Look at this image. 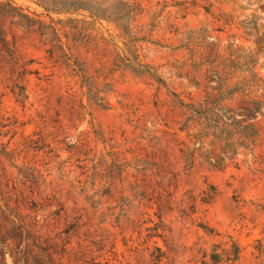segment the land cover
Instances as JSON below:
<instances>
[{
	"label": "rangeland",
	"instance_id": "374dc122",
	"mask_svg": "<svg viewBox=\"0 0 264 264\" xmlns=\"http://www.w3.org/2000/svg\"><path fill=\"white\" fill-rule=\"evenodd\" d=\"M0 264H264V0H0Z\"/></svg>",
	"mask_w": 264,
	"mask_h": 264
},
{
	"label": "trees",
	"instance_id": "16d2710c",
	"mask_svg": "<svg viewBox=\"0 0 264 264\" xmlns=\"http://www.w3.org/2000/svg\"><path fill=\"white\" fill-rule=\"evenodd\" d=\"M136 10V7L134 5H129V8L127 9L128 14H132ZM138 66H141L140 64H137ZM153 77L154 74L149 73ZM224 80H221L220 86L217 87V93L214 95L213 99H210L211 96H206V98L198 103V110L195 107V104L192 103H184L181 100H179V103L186 108L187 111L191 112L192 114H197L199 115L200 120L206 121V128L217 130L220 127L221 121L223 118L225 119H230L229 117L226 116V108L221 107V103L224 102L226 98V92L221 91V85L224 83ZM232 118V116H230ZM214 189V188H212ZM215 195V192H208L206 193V198L205 199H211L212 196ZM206 200V202H207ZM205 201V200H203ZM239 247L236 244H232V249L230 251V256L232 258H227V259H232L236 260L239 256Z\"/></svg>",
	"mask_w": 264,
	"mask_h": 264
}]
</instances>
